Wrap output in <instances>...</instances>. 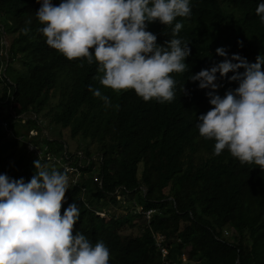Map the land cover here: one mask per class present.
I'll return each mask as SVG.
<instances>
[{
	"label": "trees",
	"instance_id": "obj_1",
	"mask_svg": "<svg viewBox=\"0 0 264 264\" xmlns=\"http://www.w3.org/2000/svg\"><path fill=\"white\" fill-rule=\"evenodd\" d=\"M259 2L191 0V15L176 18L182 23L177 36L191 48L188 67L172 74L175 97L161 103L145 101L132 89L102 86L95 61L69 60L48 46L37 30L42 27L35 14L38 0H0V16L7 14L9 21L7 27L0 23V39L12 38L8 59L0 57V126L13 134L11 144L0 142V173L26 182L32 177L35 167L25 155L29 142L47 146L60 161L58 171H65L64 163L76 165L66 145L40 140L44 127L39 117L45 115L49 124L70 128L71 136L88 142L83 152V166L88 167L82 171L84 182L74 184L71 179L61 215L76 202L80 217L74 234L79 230L93 244L103 241L110 264H264V171L241 164L227 150L214 155L215 141L201 137L197 128V117L212 107L206 94L210 89L188 80L190 74L224 59L216 53L218 47L227 51L228 58L237 53L252 63L264 54V24L255 13ZM52 3L58 5L60 0ZM173 25L155 21L148 30L164 45L173 38ZM3 48L0 45V52ZM12 62L25 73L12 70L11 78ZM217 83L221 96L238 86L219 73ZM89 85L108 96L110 106L105 107ZM32 131L38 135L31 136ZM95 175L102 184L95 182L93 188L90 181ZM117 191L137 196L118 201ZM118 203L129 213L115 216L108 211ZM136 206L155 213L146 220ZM136 219L145 224L137 226ZM137 227L142 234L122 235L123 230Z\"/></svg>",
	"mask_w": 264,
	"mask_h": 264
},
{
	"label": "clouds",
	"instance_id": "obj_2",
	"mask_svg": "<svg viewBox=\"0 0 264 264\" xmlns=\"http://www.w3.org/2000/svg\"><path fill=\"white\" fill-rule=\"evenodd\" d=\"M38 3L35 14L42 27L37 30L46 44L69 60L84 58L88 64L95 61L102 73V86L116 91L132 89L145 101L163 103L174 99L176 81L172 74L185 72L186 58L191 55L189 43L177 36L182 23L176 18L191 15V0ZM255 13L264 24V0L257 4ZM155 21L166 26L175 21L173 38L164 45L158 44L157 36L148 30V24ZM22 31L27 33L29 29ZM216 53L224 57L221 62L188 78L198 81L200 89H210L206 94L212 107L197 117L199 135L215 141L214 155L227 150L241 164H254L264 171V54H258L252 63L237 53L228 58L223 47H218ZM217 73L238 86L219 95ZM88 87L105 107L110 106L109 97L99 88ZM31 146L37 145L28 143V152L33 155ZM77 153L85 159L83 151ZM34 156L38 158L33 161L35 172L27 182L0 173V264H110V251L103 241L93 244L79 230L74 234L80 217L76 202L68 204L61 215L70 172L41 163L59 161L52 155L53 160L45 155ZM82 164L76 162L73 166L84 168ZM72 175L74 183L76 174Z\"/></svg>",
	"mask_w": 264,
	"mask_h": 264
},
{
	"label": "rangeland",
	"instance_id": "obj_3",
	"mask_svg": "<svg viewBox=\"0 0 264 264\" xmlns=\"http://www.w3.org/2000/svg\"><path fill=\"white\" fill-rule=\"evenodd\" d=\"M0 23H2L4 26H8L9 25V21H8V15H2L0 16ZM3 40L7 41L8 45L10 46V43L12 41V38L9 36L8 40L3 37ZM7 65L4 66V68L6 69ZM12 70H16V72L20 71L21 73H25L23 68L16 62H12L10 64V68H9V76L11 78H13L12 76V73L11 71ZM3 95V86L0 85V97H2ZM14 112H18L16 110H14ZM2 114L3 116L6 115L5 113V108L2 109ZM16 116V115H15ZM6 117V116H5ZM39 119L43 122V135H39L40 137V140L43 142V138L45 139H48V140H51V141H55V142H61L63 143L64 145H66L68 151L70 152V154L74 157V160L75 162H78V163H83L84 162V159L81 157V155L79 153H77L78 151H85L87 146H88V142H85L82 140L81 136H78L76 138H74L73 136H71V129L70 128H66L62 125H57V124H49L50 122V117H45V115H42L39 117ZM32 136H37V133L34 132L32 133ZM44 136V137H43ZM31 137V136H30ZM13 134L11 131H8L7 129L3 128L0 126V142L2 144H8L10 143L11 144V141L13 140ZM19 140H21L19 138ZM30 143V142H29ZM27 148H28V145H27ZM45 148V147H44ZM4 150H7V148H3ZM33 155H31L28 150L25 149V155L28 157V161H29V165L33 163V161L36 159L34 156L35 153L32 152ZM42 156V155H40ZM39 157V156H38ZM40 158V157H39ZM41 159V158H40ZM49 160V159H48ZM52 160V159H51ZM53 163H56L55 165L52 164L49 165L48 162H44L42 164H47V166L49 165V167H54V168H59L58 164H57V161L56 162H53ZM67 164H64V166L66 167ZM83 165V164H82ZM57 166V167H56ZM71 167V166H69ZM74 168H76V166H73ZM86 168H88L87 166H84V168H80V171L83 170V172H86L84 171ZM69 175V184L72 183V178H73V175L72 174H68ZM96 178H99L98 175H95V180L93 178L92 181H90V184L92 185V187H96L95 185V182H96ZM79 185H82V183L84 182V179H82V175L79 177ZM166 192H168V188H166L165 190ZM121 191H117L114 195L116 196V198L118 199V201H121L122 199H126L127 198H134V196L136 197L137 195L135 194H132L130 195L129 197L127 195H123L122 193H120ZM127 205V204H126ZM124 206V205H123ZM122 206V203H118L116 205H112V208H110L108 211H110L112 214H114L115 216L118 215L120 212H123V215L125 214H128L129 213V209L127 207H123ZM118 208V209H117ZM107 210V209H106ZM118 212V214L116 213ZM99 214L101 216H104L106 214V211H103V212H99ZM134 223L137 225V226H141V225H144V219H136L134 221ZM143 232H141V228L140 227H137L136 229H131V228H128V229H125L122 231V235L123 236H136V235H140L142 234ZM228 235V233H227Z\"/></svg>",
	"mask_w": 264,
	"mask_h": 264
},
{
	"label": "built area",
	"instance_id": "obj_4",
	"mask_svg": "<svg viewBox=\"0 0 264 264\" xmlns=\"http://www.w3.org/2000/svg\"><path fill=\"white\" fill-rule=\"evenodd\" d=\"M3 46H4V48L0 52V57H5L6 59H8V57H9L8 56L9 45H8L7 41L4 40ZM47 148H48L47 146H45V148L44 147L39 148L37 146H31L30 150H31V152H34L35 155H43V156L45 155L47 159H49V160L52 159L53 160V157L50 154L46 155ZM79 154L81 155L82 158L84 157L82 153H79ZM93 159H97V158L94 157ZM79 166H81V162L79 163ZM79 166H76V168H74L73 166H71V167L67 166L65 168L68 172H70L72 174H76V179H74V183L75 184H78L79 177L82 175V171H80ZM94 180H95V178H94ZM96 182H99V184L101 185L102 184V179L100 177L96 178ZM135 208H136V211L138 213H141L142 215H144V218L146 220L151 219L152 215L155 213V210H152V209H149V210L145 211L143 206H136ZM163 253H164V256H167L168 255V250L164 249ZM183 261H184V263L188 261L187 256L183 257ZM173 264H177V263H173Z\"/></svg>",
	"mask_w": 264,
	"mask_h": 264
}]
</instances>
